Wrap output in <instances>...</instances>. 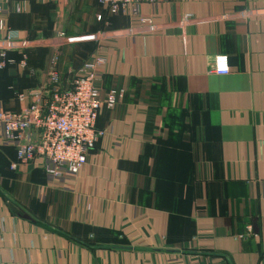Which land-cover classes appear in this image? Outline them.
I'll use <instances>...</instances> for the list:
<instances>
[{"label":"crops","instance_id":"obj_1","mask_svg":"<svg viewBox=\"0 0 264 264\" xmlns=\"http://www.w3.org/2000/svg\"><path fill=\"white\" fill-rule=\"evenodd\" d=\"M3 10L18 38L0 41L17 59L0 69L1 109H22L18 95L49 79L16 78L26 56L48 75L57 60L66 88L94 57L105 64L103 136L79 174L50 177L40 160L12 170L0 133V264H264V0ZM220 55L227 75L213 72ZM113 90L124 97L108 108Z\"/></svg>","mask_w":264,"mask_h":264},{"label":"built area","instance_id":"obj_2","mask_svg":"<svg viewBox=\"0 0 264 264\" xmlns=\"http://www.w3.org/2000/svg\"><path fill=\"white\" fill-rule=\"evenodd\" d=\"M155 0H98L112 15H119L129 8ZM100 19V17L98 18ZM0 0V41H17V33L9 31ZM0 69L12 66L13 61L1 53ZM56 62L48 75L45 86L18 95L21 103L29 104L20 110L0 108V133L5 143L15 149L17 163L11 166L28 165L40 160L47 175L56 179L65 175H77L88 162L90 153L103 136L97 121L102 108L96 85L99 68L105 64L102 58L94 57L85 63L75 75L71 87H64L56 71ZM20 69L27 70L24 57ZM230 71L228 57H215L213 72L227 75ZM124 97L121 91H110L106 96L108 108H113ZM248 232H251L248 229ZM239 238H243L240 236Z\"/></svg>","mask_w":264,"mask_h":264},{"label":"rangeland","instance_id":"obj_3","mask_svg":"<svg viewBox=\"0 0 264 264\" xmlns=\"http://www.w3.org/2000/svg\"><path fill=\"white\" fill-rule=\"evenodd\" d=\"M54 57H56V59L58 58V57H60L58 54H52V55H49L48 56V60H53L54 59ZM26 58H27V62H28V60H29V57L28 56H26ZM11 61H13L14 62V64L12 65V66H14L15 64H16V61H17V59H15V58H13V59H11ZM28 68L29 69H27V70H22V69H20L21 71V74L20 73H14V76H16V78L18 77V79H19V77H23V78H27V77H29L30 78V80L31 79H33V80H35V81H38V82H40V78L41 77H43V78H41V83L42 82H44V78H47L48 77V71L45 73V74H43V73H40V72H37V70L34 68V67H30V66H28ZM45 70V69H44ZM42 71V70H41ZM40 77V78H39ZM39 78V79H38ZM68 81V80H67ZM65 82H66V80H65ZM17 83H18V81H16L15 80V86H14V90H13V93H14V96L16 97L17 96V94L19 93V92H21L19 89H18V86H17Z\"/></svg>","mask_w":264,"mask_h":264}]
</instances>
